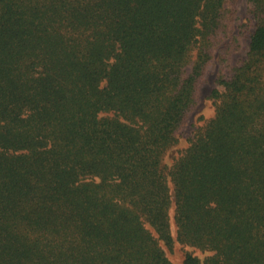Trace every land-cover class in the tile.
Here are the masks:
<instances>
[{
  "label": "trees",
  "instance_id": "16d2710c",
  "mask_svg": "<svg viewBox=\"0 0 264 264\" xmlns=\"http://www.w3.org/2000/svg\"><path fill=\"white\" fill-rule=\"evenodd\" d=\"M248 1L246 57L168 164L226 0H0V264H175V242L208 252L182 264H264V0Z\"/></svg>",
  "mask_w": 264,
  "mask_h": 264
},
{
  "label": "rangeland",
  "instance_id": "374dc122",
  "mask_svg": "<svg viewBox=\"0 0 264 264\" xmlns=\"http://www.w3.org/2000/svg\"><path fill=\"white\" fill-rule=\"evenodd\" d=\"M251 8V3L248 0H226L225 15L228 26L226 32L222 35L220 43L214 48L216 63L208 66L206 74L201 79L197 92L198 103L193 106L189 116L179 129V142L167 152L166 163L170 164L178 151L187 146V138L192 134L191 132L202 125L206 119L213 116L214 108L211 104V99L207 95L214 85L216 76L220 72L230 74L231 68L246 57L250 35L254 30L255 24ZM104 115H111V113H104ZM166 251L175 264H182L186 251H191L200 257L208 254L206 251L176 242L171 249L166 248Z\"/></svg>",
  "mask_w": 264,
  "mask_h": 264
}]
</instances>
